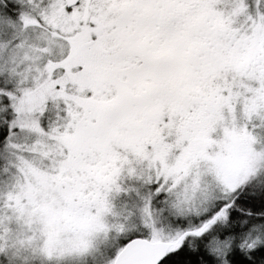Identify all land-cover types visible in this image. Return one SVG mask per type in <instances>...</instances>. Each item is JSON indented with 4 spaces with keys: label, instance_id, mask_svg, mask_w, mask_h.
Returning <instances> with one entry per match:
<instances>
[{
    "label": "snow or ice",
    "instance_id": "snow-or-ice-1",
    "mask_svg": "<svg viewBox=\"0 0 264 264\" xmlns=\"http://www.w3.org/2000/svg\"><path fill=\"white\" fill-rule=\"evenodd\" d=\"M0 264H264V0H0Z\"/></svg>",
    "mask_w": 264,
    "mask_h": 264
}]
</instances>
